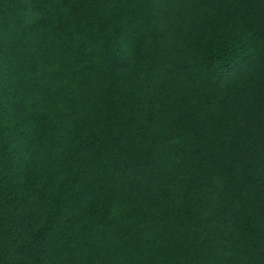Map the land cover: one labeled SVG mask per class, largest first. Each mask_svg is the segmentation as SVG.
I'll return each instance as SVG.
<instances>
[{
	"label": "trees",
	"instance_id": "1",
	"mask_svg": "<svg viewBox=\"0 0 264 264\" xmlns=\"http://www.w3.org/2000/svg\"><path fill=\"white\" fill-rule=\"evenodd\" d=\"M0 264H264V0H0Z\"/></svg>",
	"mask_w": 264,
	"mask_h": 264
}]
</instances>
